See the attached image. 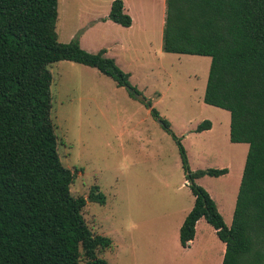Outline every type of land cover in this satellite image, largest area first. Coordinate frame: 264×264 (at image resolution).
Listing matches in <instances>:
<instances>
[{"label":"trees","instance_id":"1","mask_svg":"<svg viewBox=\"0 0 264 264\" xmlns=\"http://www.w3.org/2000/svg\"><path fill=\"white\" fill-rule=\"evenodd\" d=\"M58 19L59 0H0V264H110L103 255L112 239L94 233L83 214L89 199L105 205L106 197L97 186L89 199L72 194L76 176L59 154L49 68L61 61L84 65L118 87H130V75L106 50L91 54L77 40L59 42ZM108 19L133 24L122 0L112 3ZM163 51L211 58L204 103L230 113L231 143L249 145L227 226L197 180L228 169L191 171L181 139L145 102L177 144L195 197L180 243L190 247L205 219L226 244L223 264H264V0H166ZM211 127L207 120L196 132Z\"/></svg>","mask_w":264,"mask_h":264},{"label":"rangeland","instance_id":"2","mask_svg":"<svg viewBox=\"0 0 264 264\" xmlns=\"http://www.w3.org/2000/svg\"><path fill=\"white\" fill-rule=\"evenodd\" d=\"M114 1L59 0V42L77 40L91 54L106 50L105 57L130 75V87L141 99L97 69L68 61L51 65L59 154L75 173V197L89 199L95 186L106 197L105 205L89 199L83 214L94 233L112 239V249L103 255L110 264H192L175 253L195 198L177 144L145 102L181 139L191 171L228 169L224 176L197 180L227 226L249 145L231 143L230 113L204 103L211 58L163 51L161 2L147 1L145 11L135 13L134 26L124 28L108 19ZM207 120L211 129L197 133ZM199 234L207 247L221 245L205 220Z\"/></svg>","mask_w":264,"mask_h":264},{"label":"crops","instance_id":"3","mask_svg":"<svg viewBox=\"0 0 264 264\" xmlns=\"http://www.w3.org/2000/svg\"><path fill=\"white\" fill-rule=\"evenodd\" d=\"M122 1L124 3L125 13H127L130 17L133 18V24L130 28H132L134 26L135 13L141 14L140 13L141 10H142V12L145 11L147 1L150 3L155 2L156 4L161 2V4H162V24L165 25L166 0H122ZM105 17H107V16H105ZM104 18H102V20H105ZM191 210L188 212V214L191 212ZM188 214H187V216H188ZM185 219H184V221H185ZM202 220H205V219H201L196 225L195 239L192 241L190 247L184 248L180 243V246L178 247L179 252H176L175 255L178 257V255L180 254L182 257H184V259L186 257L188 259L187 262L192 263V264H223L225 253H226V244L225 243H223L219 239L221 241L219 244H221V245L219 246V248L216 247V249L214 250L212 248L207 247V245L209 243H206L205 241H203V242L199 241V238L202 237V234H199V228H200ZM184 221H183V223H184ZM183 223H182V225H183ZM182 225H181V227H182ZM181 227H180V229H181ZM203 229H205V228L203 227ZM215 233H216V231H215ZM179 239H180V234H179Z\"/></svg>","mask_w":264,"mask_h":264},{"label":"water","instance_id":"4","mask_svg":"<svg viewBox=\"0 0 264 264\" xmlns=\"http://www.w3.org/2000/svg\"><path fill=\"white\" fill-rule=\"evenodd\" d=\"M130 94H133L136 99H141L140 94L136 93L135 90L129 86L125 87Z\"/></svg>","mask_w":264,"mask_h":264},{"label":"flooded vegetation","instance_id":"5","mask_svg":"<svg viewBox=\"0 0 264 264\" xmlns=\"http://www.w3.org/2000/svg\"><path fill=\"white\" fill-rule=\"evenodd\" d=\"M133 95V94H132ZM134 96V95H133Z\"/></svg>","mask_w":264,"mask_h":264}]
</instances>
